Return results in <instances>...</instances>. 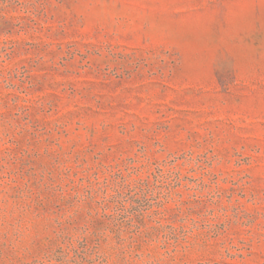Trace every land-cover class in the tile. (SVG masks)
Returning a JSON list of instances; mask_svg holds the SVG:
<instances>
[{
    "label": "rangeland",
    "instance_id": "obj_1",
    "mask_svg": "<svg viewBox=\"0 0 264 264\" xmlns=\"http://www.w3.org/2000/svg\"><path fill=\"white\" fill-rule=\"evenodd\" d=\"M0 264H264V0H0Z\"/></svg>",
    "mask_w": 264,
    "mask_h": 264
}]
</instances>
